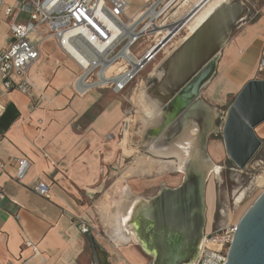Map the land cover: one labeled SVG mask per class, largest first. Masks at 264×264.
<instances>
[{"label":"crops","instance_id":"0c3cea01","mask_svg":"<svg viewBox=\"0 0 264 264\" xmlns=\"http://www.w3.org/2000/svg\"><path fill=\"white\" fill-rule=\"evenodd\" d=\"M4 1L14 7L19 22L29 20L30 0ZM10 23L1 8L0 51L12 42ZM263 36L264 4L255 20L240 26L221 51L218 75L206 87L217 104L225 103L229 94H237L255 77ZM78 72L56 39L46 40L41 57L29 69L37 91L48 99L38 108H33L30 95L16 88L6 90L0 73V158L5 164L0 169L5 192L0 199V264H96L95 233H82L77 219L95 226L98 216L111 230L107 216L115 210L114 185L108 180L117 160L115 134L122 118L121 100L110 89L74 94L70 84ZM24 157L31 167L18 182L16 160ZM40 180L50 186L48 196L33 189ZM127 185L134 193V186L146 184L126 180L124 188ZM102 247L113 264H122L111 246ZM126 256L139 264L134 260L141 257L138 253Z\"/></svg>","mask_w":264,"mask_h":264},{"label":"built area","instance_id":"2783aa9c","mask_svg":"<svg viewBox=\"0 0 264 264\" xmlns=\"http://www.w3.org/2000/svg\"><path fill=\"white\" fill-rule=\"evenodd\" d=\"M206 2L146 0L140 12L132 16L128 14L129 0H30L29 20L21 23L13 15L14 7L0 0V9L4 7L6 17L11 18L12 36L10 46L0 51L3 86L30 95L33 108L44 106L48 99L37 91L29 69L41 57L43 43L54 38L79 68L70 84L74 94L83 96L94 89H110L116 94L139 91L146 78L151 77L155 64L166 59H162L166 49L175 50L174 41L186 31ZM146 38L152 43L144 50L135 51L134 47ZM263 73L264 36L257 66V74ZM16 162L14 178L22 182L31 161L24 157ZM0 169H5L1 158ZM33 189L44 196L50 192V186L41 180ZM4 197L0 185V199ZM76 225L86 234L94 229V225L81 217ZM236 229L237 223L207 233L206 244L194 264H224Z\"/></svg>","mask_w":264,"mask_h":264},{"label":"water","instance_id":"95a60500","mask_svg":"<svg viewBox=\"0 0 264 264\" xmlns=\"http://www.w3.org/2000/svg\"><path fill=\"white\" fill-rule=\"evenodd\" d=\"M244 3L232 0L220 4L163 61L160 71H164L166 77L161 83L166 78L171 93L162 105L165 117L156 125L163 127L154 135V141L162 134L164 142L176 141L194 119L206 121L205 141L217 129V108L203 99L201 91L216 75L221 51L234 28L250 15L251 9ZM244 15L246 18L242 20ZM158 78L157 75L151 76L141 89L153 86ZM263 122L264 78L250 79L235 96L222 129L227 154L238 168L244 169L261 148L263 141L256 133V127ZM174 130H177L176 134ZM201 148L206 165L211 169L214 161L207 152V144ZM207 182L204 175L190 173L187 180L176 188L163 186L153 201L145 206L142 218L152 224L149 234L162 252L163 264H185L188 256L196 250L206 223ZM96 244L107 255L101 261ZM92 245L96 264H113L109 253L94 237ZM224 264H264V191L238 221Z\"/></svg>","mask_w":264,"mask_h":264},{"label":"rangeland","instance_id":"374dc122","mask_svg":"<svg viewBox=\"0 0 264 264\" xmlns=\"http://www.w3.org/2000/svg\"><path fill=\"white\" fill-rule=\"evenodd\" d=\"M143 1L145 2L146 0H142V3ZM242 1L250 7L251 12L246 20L239 23L234 28L230 40H232V38L240 31V26L255 20L258 16V10L264 4V0ZM132 5H134V8L135 6L138 9L140 8L139 4L134 0H131L128 7V14H131V9H133ZM136 8L134 9L135 12L137 11ZM151 43L152 40L146 38L137 44L134 49L135 51L144 50ZM162 59H164V57ZM160 63L161 61L156 63L155 66L159 65L158 68H160L162 64ZM153 69H151V71ZM217 75L218 72L214 78L217 77ZM255 78H264V73L255 74V77L251 79ZM149 80L150 78H146L145 84L148 83ZM206 87L207 85L202 89L201 95L208 101V103L217 108L218 111L216 119L217 129L209 137L207 152L210 154L212 160L215 161L214 163L221 167L220 173L213 174L207 182L208 185L210 184L213 186L214 191L213 201L208 208V215L210 213L211 219V232L225 229L231 224L238 223L246 210L264 191V179L262 182H259V178L264 177V122L256 127V133L263 141L261 148L244 169L238 168L227 154L222 133L226 113L237 94H229L225 103L217 104L215 97H213V92ZM147 89L148 88H144L143 90ZM140 90L123 94L115 93L116 99L121 100L123 112L121 121L118 124V130L115 134L117 137L115 142L117 146V160L114 163V168L112 169L108 180L111 186L114 185L111 188V200L115 202H112V205L115 206V210L113 208L112 210L114 211L111 212V214L116 213L118 210L119 197L124 189L126 180L129 181V183L133 182L135 184V182H139L140 184L141 182L142 184H146L143 186H134V193L149 198L155 195L163 186H177L182 178L181 174L174 169L167 167H162L160 169L157 165L150 173L146 174L131 171V168L137 167V162L142 156L157 157L151 153L153 145L152 136L158 134L163 127L161 124H145L142 112L143 105L137 96ZM127 98H129L130 101H128ZM147 183L150 185H147ZM127 186L125 187L127 188ZM108 189L109 187L106 188V191ZM106 196V198H108V195ZM95 219L96 225L94 226L93 231L97 240L100 241L102 246L105 244L111 246L116 260H120L122 264H132L126 254L134 256L136 252L143 259L141 257H139L141 259L134 258L135 262L139 264L141 262L143 264L144 262L145 264L153 263V256L143 250V248L133 240H130L127 243L121 242L117 245L112 238L111 230H109L108 225L102 223L98 216H96Z\"/></svg>","mask_w":264,"mask_h":264},{"label":"bare ground","instance_id":"6f19581e","mask_svg":"<svg viewBox=\"0 0 264 264\" xmlns=\"http://www.w3.org/2000/svg\"><path fill=\"white\" fill-rule=\"evenodd\" d=\"M134 1L139 5L142 3V0ZM200 1L202 0H194L195 3H198ZM204 1L207 2L202 7V9L199 10L195 19L188 25L186 31L182 35H180V37L176 41H174V49L181 46L185 42V40H187L194 33L198 26L220 4L225 1L232 0ZM132 6L133 9H131V14L132 16H136V14L140 12V10L135 6V8L137 9V11L135 12L134 5ZM133 10L134 12L132 13ZM245 18L246 16L244 15L242 17V20ZM172 52L173 51L170 47L167 48L164 58H167ZM158 67L159 65L155 66V68L150 71V74L151 76L157 75V77L160 78L156 79L155 84L149 87L147 90L141 89L137 95L143 105V119L146 125H155L165 117L166 111L164 110V107L162 105L164 104L166 97L169 95V93H171V91L169 90L171 85L169 84L168 86L166 78L163 83H161L165 75L164 71L161 72L159 70L160 68ZM157 80H159V83L157 82ZM214 113L216 115L215 110L213 114ZM205 125L208 126L206 124V121L203 123V121H197L195 119L191 120V124L189 125V127H187L182 133H180L179 138L172 143L164 142L162 140L163 134L160 135L155 139L151 148V153L157 157L142 156L137 162V167L131 168V171L135 173L142 172L143 174H146L150 173L152 169L157 165L160 169L162 167H167L179 172L182 176L180 183L175 187L165 186V188L178 187L183 180H187L190 173L200 174L201 176L204 175V177L208 180L213 174H219L221 167L218 164L214 163V166L209 169L206 165L207 162L203 157L201 147L205 146L206 144L208 145L209 141V139L205 141L206 134H203V132L206 130ZM176 131L177 130H174V134H176ZM170 133H172V131H170ZM263 179L264 177H260L259 182H262ZM205 190L206 223L204 228V235L199 240L196 250L186 259L185 264H194L198 260L206 244V233L210 232L211 230V219L210 213L208 215V208L214 198L213 186L207 184ZM158 193L159 191L155 195H157ZM155 195L149 197L148 199H145L143 196L133 193L129 186H127V188L125 187L119 197L117 212L114 214L107 212V222L111 227L112 238L117 245L121 242L127 243L128 241L133 240L135 243H138L143 248V250L153 256V264H163L162 252L157 243L152 240V237L149 234V227H152V224L146 223L147 221L145 222V220L142 218V213L145 209V206L149 202L153 201V197ZM97 248L99 251V259L101 261L102 258L105 259L107 255L100 251L98 245Z\"/></svg>","mask_w":264,"mask_h":264}]
</instances>
